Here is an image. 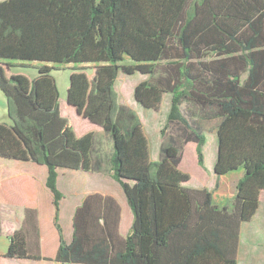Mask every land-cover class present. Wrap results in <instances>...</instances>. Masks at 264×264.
Instances as JSON below:
<instances>
[{
  "label": "trees",
  "instance_id": "16d2710c",
  "mask_svg": "<svg viewBox=\"0 0 264 264\" xmlns=\"http://www.w3.org/2000/svg\"><path fill=\"white\" fill-rule=\"evenodd\" d=\"M125 56L133 64L120 66ZM30 63H36L34 78L7 76ZM68 65L66 103L109 135L112 178L133 223L121 240L116 218L109 226L107 217L90 212V204L105 209L116 201L90 196L75 213L71 243L60 237L55 260L237 264L240 226L253 217L264 191V0L0 1V92L11 122L0 124V158L47 167L55 223L62 198L57 170L100 167L93 161V134L75 137L60 114L51 72ZM80 65L90 66L93 76ZM121 71L151 76L133 90L143 108L157 111L162 95L171 96L155 162L139 117L118 101ZM211 122L217 132L214 175L244 169L230 210L212 204L210 191L184 187L190 176L180 171L189 142L204 168V125ZM8 238L6 257L40 259L28 254L22 229Z\"/></svg>",
  "mask_w": 264,
  "mask_h": 264
},
{
  "label": "crops",
  "instance_id": "0c3cea01",
  "mask_svg": "<svg viewBox=\"0 0 264 264\" xmlns=\"http://www.w3.org/2000/svg\"><path fill=\"white\" fill-rule=\"evenodd\" d=\"M119 74L115 81V87L119 80ZM145 80L147 79L144 77L137 84L133 83V88L135 89L140 82ZM170 99V94L164 93L162 95L160 107L166 106V118ZM119 102L134 110L139 117L148 144L149 161H157L161 146V128H157V130L147 128L144 123V119L148 118L146 114L155 111L140 106L135 101L133 94L131 102L120 100L119 95ZM65 104L64 112L59 106L60 114L70 122L69 116L72 113L78 114L73 107L67 105V103ZM3 123L5 122L0 120V124ZM206 125L204 126L206 127ZM72 129L77 138L87 133L93 134V161H98L100 167L99 170L92 171L57 170L56 186L62 195L57 212V223H55L53 194L46 187L47 167L31 161L24 162L0 158V264H79L60 263L55 259L61 241L60 237L66 244L71 243L75 213L83 205L85 199L90 196L111 197L116 201L117 205L107 206L105 209L90 204V212H98L97 214L101 217H107L109 226L113 225L112 221L116 218L117 235L121 240L126 238L131 229L133 223L132 210L126 203V197L122 189L112 178L111 156L113 143L109 135L97 125L95 127H72ZM213 132L217 137L215 129ZM204 146L203 154L205 152ZM185 150L195 152L192 156L196 160L195 143L185 144L181 153L180 171L182 172H185L183 170V153H185ZM214 165L212 169H208L206 163H204V168L200 167L198 174L189 175L190 179L184 184V187L195 188L196 190L206 189L212 194V204L218 207L226 206L230 210L231 201L235 195V186L243 176L244 169L240 167L217 178L212 171ZM231 173H237V176L229 182L227 190L220 191V187L226 182V176ZM207 174H211L213 177V184L207 178ZM103 210L106 211V214H102ZM98 221L101 225L104 224L103 220L99 219ZM20 229L23 230L26 236L28 254L38 255L40 259H17L5 256L10 243L8 236ZM241 253H244V255L242 256ZM237 264H264V191L259 195L258 208L253 217L240 226Z\"/></svg>",
  "mask_w": 264,
  "mask_h": 264
},
{
  "label": "rangeland",
  "instance_id": "374dc122",
  "mask_svg": "<svg viewBox=\"0 0 264 264\" xmlns=\"http://www.w3.org/2000/svg\"><path fill=\"white\" fill-rule=\"evenodd\" d=\"M3 1V0H0ZM214 57V55H208V57L206 58V60L212 59ZM130 57L125 56L122 60V62L120 63V66H124L127 67L132 63V61L129 59ZM164 63V61H160L157 63V67L158 70H161V66ZM36 63H30V64H24V66H19V67H14L12 68V72L7 71L6 74L7 76H10L12 73L13 74H22L26 77H28L29 79L34 78L36 75V69L35 66ZM71 65H68L66 67L63 68H57V69H53L51 72V76L54 79L56 88H57V92H58V98H59V106L61 108V110L64 112V105H66V98H67V91H68V87H69V79H70V74H71ZM79 67H87L85 68L86 73L88 75V77H91L93 75V70L91 68H88L90 66L88 65H80ZM160 68V69H159ZM139 73H134V75H127L126 73H124L123 71H121V73L119 74V80L117 81V85L115 87V91L117 93L118 96V101H119V95H120V100L123 99V101L126 102H131L132 100V94H133V83L137 84L141 79H143L145 77V79H149L151 78L150 75H141ZM158 74H155V76L152 77H156ZM245 77V75L243 76ZM128 84V86H127ZM166 102V99L164 101V104ZM120 103V102H119ZM4 107V108H3ZM159 110L155 111V112H149L147 115V119H144V123L146 124L147 128H151L154 130H157V128H162L164 126V122L166 119V106H162L158 108ZM0 120H2L3 122H5L6 124H10V120L7 117V103L6 100L4 98V96L2 95V93L0 92ZM69 120L72 124V127H95L94 124L90 123L89 121L82 119L81 116L79 115H75L74 113H72L69 116ZM214 124L211 123H207L206 127H205V135H206V143H205V152L203 154L204 156V163H206V166L208 169H212L214 162H215V154H216V148H217V143H216V135L215 132H213V127ZM172 129H174V127L172 128H168L166 131L167 132H171L173 131ZM195 152H191L190 150H185V153H183V167H184V171L185 173H187L188 175H194V174H198V171L200 169V167L198 166V164L196 163V160L193 159V154ZM207 178H209L211 184H213V177L211 176V174H207L206 175ZM237 176V173H231L229 176H226L225 179V183L224 185H222L220 187V191H224L225 189L227 190L228 188V184L229 182L234 179V177ZM233 201V200H232ZM246 241V240H245ZM247 242V241H246ZM247 245V243L245 244V246ZM241 255L243 256L244 253H241Z\"/></svg>",
  "mask_w": 264,
  "mask_h": 264
}]
</instances>
